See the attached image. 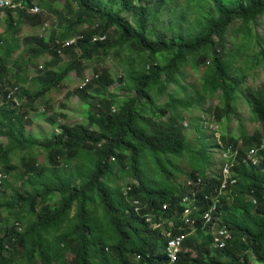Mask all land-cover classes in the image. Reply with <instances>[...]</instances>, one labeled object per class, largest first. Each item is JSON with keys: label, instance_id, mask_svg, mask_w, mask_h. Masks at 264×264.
Masks as SVG:
<instances>
[{"label": "trees", "instance_id": "obj_1", "mask_svg": "<svg viewBox=\"0 0 264 264\" xmlns=\"http://www.w3.org/2000/svg\"><path fill=\"white\" fill-rule=\"evenodd\" d=\"M63 2L60 7L59 0H13V6L0 8L5 16L0 35V264H166L162 231L172 228L170 222L153 223L167 219L174 232L188 233L176 264H264V85L246 86L251 71L264 66V41L257 31L264 0ZM37 7L43 13H35ZM164 11L169 24L153 27ZM124 12L135 14L133 24ZM50 14L55 16L50 37L21 38L26 26L44 28ZM78 34L85 36L64 46ZM97 34L106 39L92 42ZM236 36L239 42L229 47L228 38ZM62 51L65 63L46 70L42 79L30 78L34 61L47 55L55 64ZM122 51L120 75L103 68L73 90L85 103V122L62 125L41 139L28 134L37 103L47 106L48 95L62 87L69 73L84 79L93 60L103 62ZM201 65L200 85L187 92L185 68ZM29 82L37 89L25 87ZM113 84L131 94L119 98L109 91ZM14 87L20 107L5 101ZM241 97L249 106L252 133L237 112ZM214 98L220 144L206 138L203 118L191 115L204 112ZM58 116L63 117L56 114L51 120ZM234 118L239 136L230 133ZM189 125L198 132L196 145L189 141ZM214 148L238 151L235 182L220 196L215 189L221 180L208 172ZM251 148L257 149L256 164L245 158ZM42 154L46 161L39 163ZM183 156L190 171L176 164ZM178 171L187 176L185 182L177 181ZM198 177L200 191L192 199L199 210L193 214L195 226H189L181 200L191 187L185 183ZM125 178L123 185L117 182ZM213 201L217 211L207 222L202 215ZM223 226L232 238L214 246V232Z\"/></svg>", "mask_w": 264, "mask_h": 264}, {"label": "rangeland", "instance_id": "obj_2", "mask_svg": "<svg viewBox=\"0 0 264 264\" xmlns=\"http://www.w3.org/2000/svg\"><path fill=\"white\" fill-rule=\"evenodd\" d=\"M64 0H59V5L60 7L64 4ZM177 4L178 3H183L185 0H174ZM144 1H141L140 4H143ZM153 4H151V8L153 12H155V9L152 7ZM176 5V4H174ZM173 3L170 4L172 8H174ZM41 13H43V10H41ZM123 17H125L131 24H133V18L135 14L133 13H127L124 12L121 14ZM48 17V24L49 27L41 28L45 29L44 30H34L30 26L24 27V32H22L21 38H24L26 35H36V34H41L44 35L45 37H50V32L51 29L53 28V24H55V16L52 14L47 15ZM96 22H93L89 24L88 26L95 25ZM169 20L167 18V13L164 11L161 15H159V19L155 21L152 26L155 28H161L164 25H168ZM239 24H235L233 28H237ZM5 29V16L0 15V35L2 32H4ZM257 31L259 35L263 38L264 41V17H262L259 20V24L257 25ZM239 36L233 37V39L228 38V46H232L234 44H237L239 41ZM124 53L125 51H122L119 55L116 56H109L105 57L103 62L99 60H93L88 66V68L84 71V79L79 78L74 72L69 73L65 77V81L62 83V87L59 90H54L51 92V94L48 95L47 101L48 105L43 106L37 103V108L38 111L32 112L30 115V123H28L27 126V132L30 134L32 137L41 139L45 137H49L51 132L62 125L66 126H73L78 122H85V116H83V113L85 111V103L80 100L76 95L73 94V90L83 86L87 82H89L95 71H102L103 68H108L114 73H117V75H120L121 73V65H122V60L124 59ZM17 55L20 57L22 55V52L19 51ZM61 57L59 58L57 63H53L52 60H50V57L45 55L39 58L38 60L34 61L31 66V70L29 72V75L34 78H39L42 79L45 77V71L50 70L55 71L56 66L58 64L65 63L67 59V54L62 51L60 53ZM29 56V55H28ZM26 57V54H25ZM202 70H203V65H201V68L198 70L191 69L190 67L185 68V78L182 81V83L187 86V92H191L193 87H197L200 85V77L202 75ZM251 77L248 78L246 82V86H252L254 89L258 88V86L264 85V66H261L259 68H256L251 71ZM88 78L89 81L85 82V79ZM30 91H34L37 89V84L33 82H29L28 84L25 85ZM116 87V84H113L109 87V91L112 93H115L118 95L119 98L126 97L128 94L126 91L123 90H115L113 89ZM165 100V98L163 99ZM24 101V100H23ZM238 102V109L237 112L239 115L244 118L243 126L247 130L248 133H252L254 131V124L249 122L248 119V105L243 102L242 97L239 98ZM0 103H1V98H0ZM218 104V99H210L207 100L205 103L203 109L205 110L204 112L194 110L193 113L191 114L192 116H201L203 118L202 121V128L205 130L206 133V138L211 142V143H221V128L219 125L214 121V117L212 114L213 108ZM16 105V104H15ZM17 107L21 106V101H19V105H16ZM63 115L58 116L56 118V121L54 122L53 119L51 120V117L53 115ZM187 117H189V114H187ZM54 122V123H53ZM188 121L186 120L185 124H187ZM229 128H230V133L239 136L240 134V129H239V121L237 119H232L229 123ZM187 134L189 137V141L193 144L196 145V137L198 136V132L196 129L193 128V126H188L187 128ZM226 132H228L226 130ZM230 148V147H229ZM228 153V152H227ZM227 153H225L221 148H214L212 150V170H209L208 172H217L218 168L221 167V165L224 162H227L230 160V157L225 156ZM37 162L39 163H44L46 161L45 156L38 155L37 157ZM15 165H19L18 160H14ZM177 166L183 168L186 171H190L191 167L189 166L188 163V158L186 156H183L181 159L176 161ZM151 166V165H150ZM19 167V166H18ZM151 173V170L150 172ZM178 178L177 181L179 183L185 182L187 179V176L184 173H181L178 171ZM129 179L125 178L124 180H118L117 182L122 184L124 182H127ZM133 181V180H132ZM159 185V183H154ZM3 217L5 215L3 214ZM168 228H171V225L167 224ZM23 229V228H22ZM167 230L169 229H164L162 231V234H164ZM69 260L71 257L68 258Z\"/></svg>", "mask_w": 264, "mask_h": 264}, {"label": "built area", "instance_id": "obj_3", "mask_svg": "<svg viewBox=\"0 0 264 264\" xmlns=\"http://www.w3.org/2000/svg\"><path fill=\"white\" fill-rule=\"evenodd\" d=\"M13 0H5L4 2H2L0 4V8H5V7H10L13 6L12 5ZM35 13L41 12L40 8H35L34 9ZM49 24H46L45 27H48ZM44 27V28H45ZM46 29V28H45ZM84 34H78V35H73L71 37H69L65 43L64 46H69L75 42H77L78 40L84 38ZM106 39V35H94L92 38V42L96 43V42H102ZM89 81L88 78L85 79V82ZM19 88L18 87H14L11 88L9 90V92L6 94V102H14V104L19 105V100L17 99V92H18ZM2 99V98H1ZM5 99V98H4ZM4 102L1 100V103ZM263 146H264V138H263ZM256 148H251L248 150V152L246 153V159L248 161H251L252 163L256 164L259 159L257 157V155H255L256 153ZM238 153L237 150H234L233 153L232 151H229L225 156L230 157V161L231 162H224V164L222 165L221 171L220 173L217 175L218 179L221 180V184L220 186L215 189L216 191V195L220 196L222 194H226L229 190V185L235 182V178L232 176V167L235 164L236 160H235V155ZM233 156V157H232ZM232 157V158H231ZM2 178V175L0 174V179ZM202 179L201 177H198L196 180H189L187 183H185V185L187 187L191 186L188 191L182 198L181 200V204L184 206L183 209V219L185 221V223H187V225L190 226H194L196 223V218L193 217V214L199 210V207L197 206V204H194L195 199L193 200L192 197H194L195 194H198L200 191V185H201ZM206 198H208V195H206ZM216 201H213V203L209 206V208L207 210L204 211L202 217L203 219H205V221L210 222L212 221L213 217H214V212L217 211V205L215 203ZM163 208H166V205H164ZM167 222H170L169 224L172 226L173 223H171L170 220H161V221H157L155 223H153V226H163L165 225ZM173 231L172 229H169L165 232V234L168 236V240H167V244L165 247V251L167 253V256L170 260L169 264H172V262L177 260L178 257V253L181 251L182 249V243H183V239L186 236L184 233H179V234H172ZM214 246H219V247H223L225 246V243L227 242L228 239L232 238V234L230 229H228V227L223 226L221 228H219V230L214 232Z\"/></svg>", "mask_w": 264, "mask_h": 264}, {"label": "clouds", "instance_id": "obj_4", "mask_svg": "<svg viewBox=\"0 0 264 264\" xmlns=\"http://www.w3.org/2000/svg\"><path fill=\"white\" fill-rule=\"evenodd\" d=\"M228 162H231L230 160L228 161ZM224 164V163H223ZM222 164V165H223ZM222 165H221V167H219L218 168V171L217 172H211V174L210 175H215L216 176V178L218 179V174L220 173V171H221V168H222ZM219 180V179H218ZM183 206V205H182ZM185 222V221H184ZM187 225V224H186ZM190 226V225H189ZM195 226V225H194ZM174 225L172 224V226H171V228L172 229H174ZM181 229H182V227H181ZM173 231V235L175 234H179V233H184L185 235L186 234H188V233H186V232H183L182 230H178L177 232H174L175 230H172ZM162 236H163V238H164V241H165V243H164V251H165V247H166V244H167V240H168V236L164 233V234H162ZM184 240V239H183ZM165 255H166V264H169L170 263V260H169V258H168V256H167V253H166V251H165ZM176 262H177V260L176 261H174V262H172V264H176Z\"/></svg>", "mask_w": 264, "mask_h": 264}, {"label": "crops", "instance_id": "obj_5", "mask_svg": "<svg viewBox=\"0 0 264 264\" xmlns=\"http://www.w3.org/2000/svg\"><path fill=\"white\" fill-rule=\"evenodd\" d=\"M34 30H38V29H34ZM29 76H30V75H29ZM30 78H33V77L30 76Z\"/></svg>", "mask_w": 264, "mask_h": 264}, {"label": "bare ground", "instance_id": "obj_6", "mask_svg": "<svg viewBox=\"0 0 264 264\" xmlns=\"http://www.w3.org/2000/svg\"><path fill=\"white\" fill-rule=\"evenodd\" d=\"M116 16H117V15H116ZM79 32H80V31H79ZM185 224H186V223H185ZM185 224H184V225H185Z\"/></svg>", "mask_w": 264, "mask_h": 264}]
</instances>
